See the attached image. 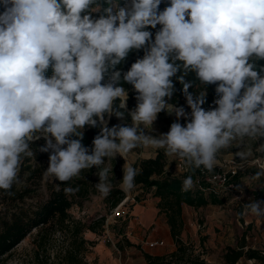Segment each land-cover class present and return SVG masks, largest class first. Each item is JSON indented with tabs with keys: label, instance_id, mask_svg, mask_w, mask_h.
<instances>
[{
	"label": "clouds",
	"instance_id": "clouds-1",
	"mask_svg": "<svg viewBox=\"0 0 264 264\" xmlns=\"http://www.w3.org/2000/svg\"><path fill=\"white\" fill-rule=\"evenodd\" d=\"M162 2L0 0V190L18 183L40 139L45 143L38 151L49 154L43 177L56 191L95 167L94 187L106 197L117 156L125 161L120 187L131 191L142 169L129 157L148 148L162 149L186 169L209 172L221 150L237 148L233 163L258 167L244 185L264 176V163L245 143L264 138V0H167L161 10ZM134 50H143L142 58L117 70ZM189 73L199 82L195 94L185 80ZM174 78L190 114L169 103ZM121 81L136 93L130 111ZM208 85H215L218 98L206 110L207 92L199 89ZM161 112L176 121L153 135ZM113 116L121 123L110 127ZM86 128H99L91 148L83 143ZM255 151L264 152V144ZM193 186L188 175L182 191ZM63 191L72 195L78 187ZM239 191L234 199L242 198ZM243 214L264 219V200L249 198Z\"/></svg>",
	"mask_w": 264,
	"mask_h": 264
},
{
	"label": "rangeland",
	"instance_id": "rangeland-1",
	"mask_svg": "<svg viewBox=\"0 0 264 264\" xmlns=\"http://www.w3.org/2000/svg\"><path fill=\"white\" fill-rule=\"evenodd\" d=\"M184 109L186 113L190 114L191 110L187 105L184 106ZM174 121H176L174 114L161 112L154 122L155 131L152 134L166 133ZM179 122L184 124L187 121L181 117ZM118 123L121 122L118 121L115 124ZM87 129L89 128H86L85 131ZM245 143L253 148L255 156L261 163H264V152L255 151L260 144H264V138L257 142L246 140ZM236 151L239 149L221 150L218 155L219 165L211 172L207 170L206 172L217 174L218 172L236 169L237 175L230 181L244 189L243 203L245 204L249 198H252L249 196L252 195V190L257 191L264 187V176L258 181L250 182L248 186L244 185L245 178L258 171V167L246 165L243 169L239 168L237 164L232 162V154ZM158 152L164 154L162 149H136L134 150L135 155H131L129 159L134 160V166L137 167L142 161L156 157ZM234 160L236 163L240 162L238 157H235ZM110 163L114 173L110 175L112 189L106 197H101L94 187L99 182V177L96 175L98 169L95 167L82 171L80 178H74L67 184L60 185V187L62 185L78 187V191L72 194L76 204L69 211V214L71 220L80 221L89 228H86L82 234L85 240L90 242V252L86 255V261L88 264H113L111 259L107 261H103L100 257L98 260L93 259L94 251L91 248H95L96 245H103L105 251L113 250L112 257L114 260L117 257H123V259L132 257L133 259L139 258L141 264H148L145 254L156 256L163 247L152 249L147 244L156 239L165 240L163 239L164 234L168 236L170 234L166 214L160 213L158 209L160 198L154 197L155 188L148 190L142 185H136L133 190L127 192L122 190L120 180L123 178L122 166L125 161L122 157L117 156ZM177 163L178 160L170 162L169 158L166 157V173L178 176ZM47 166V160L37 161L27 157L24 159L19 173V181L12 187L16 193L26 192L28 194L19 207L25 210H33L46 201L51 191L55 189V185L43 177ZM186 175H191L193 181L204 180L205 178L199 169H189ZM122 193L124 194L123 197ZM118 194L122 199L115 205L114 201ZM231 197H224L223 205L208 203V205L199 208L183 205L184 227L181 239L189 256L199 257L203 260L213 259L215 264H226L223 258L224 253L230 245L235 248L240 247V236L244 239L248 237L250 242L251 247L244 248L245 251L255 250L264 256V219L254 218L251 222L248 216L245 217L243 214L244 204H240L239 201H235ZM256 199L264 200V196L259 195ZM6 207L7 204L3 202V194L0 191V211L3 214L7 210ZM70 226L69 221H65L64 225L57 223L53 225V228L33 230L19 246L2 258L1 264H44L47 258L50 260V264H59V254H63V250L73 240ZM156 235H159L160 238L154 239ZM130 247L135 249V256L126 254L124 248L129 249ZM249 261L253 260L243 258L239 264H249ZM254 261L256 264H263L261 261Z\"/></svg>",
	"mask_w": 264,
	"mask_h": 264
},
{
	"label": "trees",
	"instance_id": "trees-1",
	"mask_svg": "<svg viewBox=\"0 0 264 264\" xmlns=\"http://www.w3.org/2000/svg\"><path fill=\"white\" fill-rule=\"evenodd\" d=\"M120 3L121 6H124L125 0H120ZM166 6L167 0H163L160 5L161 10ZM150 31L154 34L156 29H150ZM142 56L143 50H134L125 61L117 65V70H121L122 72L127 71L131 64L134 63L136 59L142 58ZM259 63L264 64V61H260ZM48 75H51V70H49ZM107 79L106 77L104 82H107ZM185 80L186 82L192 83L193 86L189 88V92L195 94L198 91L196 85L199 83L195 73H189L185 77ZM121 84L128 91L127 108L130 111L136 105V93L130 84L124 83L123 81H121ZM174 84L175 92L169 103L178 107H184L187 104L182 92L183 85L176 81L175 78ZM199 90H205L207 92L206 102L203 107L206 110L215 107L214 100L218 98L215 93V85H208ZM117 103H119V101H117ZM118 121L119 120L115 116L111 117L109 126L111 127ZM127 121L131 122L130 117H127ZM98 132L99 128L87 129L84 134V145L91 148L92 140ZM44 143V139H40L31 145L35 153L34 159L37 161H48L49 154L38 151L39 147ZM137 167L142 169V174L136 177V185H142L148 190L155 188L154 197L160 198L158 209L160 213L166 214L171 236L177 245V251L168 257H156L145 254L147 263L210 264L199 257L194 258L187 254V249L181 239L184 227L183 205L199 208L208 205V203L222 205L224 200L214 195H208L207 197L198 190L190 189L188 191H182V182L185 177L166 173V157L163 152H158L156 157L142 161ZM64 187L69 186L62 185L60 191L53 189L48 199L33 210H25L19 207L20 203L24 202V198L28 196L26 192L16 193L13 189L8 192L0 190L3 194V202L7 204V210L4 214L0 211V264L2 258L19 246L33 230L53 228V225L57 223L64 225L65 221H69L71 225L69 228L72 231L73 240L70 241L69 246L63 250V254H59V264H88L86 255L90 252V242L85 240L82 236L85 229L88 227L80 221L71 220L69 211L75 206L76 202L73 195H66L64 193ZM256 193L264 196V187L259 189ZM123 196L124 194L122 193V197ZM122 197H119L118 194L117 199L114 201L115 205L121 201ZM244 248V246L239 247V249H234L232 247L227 248L224 256L226 264H237L243 258L258 260L264 264V256L259 252L251 249L245 251ZM44 264H50V260L47 258Z\"/></svg>",
	"mask_w": 264,
	"mask_h": 264
},
{
	"label": "built area",
	"instance_id": "built-area-1",
	"mask_svg": "<svg viewBox=\"0 0 264 264\" xmlns=\"http://www.w3.org/2000/svg\"><path fill=\"white\" fill-rule=\"evenodd\" d=\"M201 171V174L205 177L204 180H198L193 181L194 186L191 188L193 190H198L205 194L206 196L208 195H214L219 198H224V197H231L235 201H239L240 204H244V198L242 196L241 199H234V197H240L241 192L239 191L242 187L237 186L235 183H232L230 180L237 175V170L236 169H230L227 170L226 172H218L216 173H208L206 172L205 169L202 167L199 169ZM177 171H179L178 176L182 177H187V173L189 169H186L185 166L181 161L178 160L177 163ZM243 189V188H242ZM244 191V189H243ZM258 191V190H257ZM253 191L251 192L252 196L254 198L259 197V195ZM243 200V201H242ZM150 248H156V247H164L165 243L163 241H153L149 242L147 244Z\"/></svg>",
	"mask_w": 264,
	"mask_h": 264
},
{
	"label": "crops",
	"instance_id": "crops-1",
	"mask_svg": "<svg viewBox=\"0 0 264 264\" xmlns=\"http://www.w3.org/2000/svg\"><path fill=\"white\" fill-rule=\"evenodd\" d=\"M155 157V156H154ZM153 157V158H154ZM224 204V203H223ZM222 204V205H223ZM138 213V212H137ZM248 216V218L250 219V221L251 222H253V220H254V218L255 217H251V216H249V215H247ZM245 217H246V215H245ZM156 237L157 238H160V236L159 235H156V236H154V239H156ZM244 237V236H243ZM163 239H165V240H161V239H156V240H154V241H163L164 243H165V247H163V248H161L159 251H158V254L156 255V257H168V256H170L171 254H173V253H175L176 251H177V246H176V244H175V242H174V240H173V238H172V236H171V232H170V234H169V236L168 235H166V234H164V236H163ZM239 240L241 241V243H240V247L241 246H244L245 248H248V247H251V245H250V242H249V240H248V237H246L245 239L244 238H242V236H240V238H239ZM153 242V241H152ZM103 245H96V247L94 248H91V249H93V251H94V257H93V259L94 260H98V257H100L103 261H107V260H109V259H111V261H113V264H123V263H125V264H141L140 262V259L138 258V259H133L132 257H127L126 259H123V257H117L115 260L113 259V257H112V254H114L112 251L113 250H108V251H105L106 249H104V246L102 247ZM230 247H232V248H234V249H239V247H237V248H235L234 246H232V245H230ZM124 250H126V254L127 255H129V254H131L132 256H135L136 254H135V249L133 250V248L132 247H130L129 249H125L124 248ZM118 252L120 253V251L118 250ZM226 253V252H225ZM225 253H224V256H225ZM126 255V256H127ZM224 258V257H223ZM101 260V261H102ZM206 262H208V263H210V264H215V262H214V260L212 259V260H208V259H206L205 260Z\"/></svg>",
	"mask_w": 264,
	"mask_h": 264
}]
</instances>
